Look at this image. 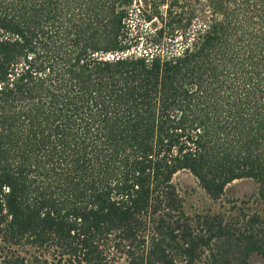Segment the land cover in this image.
<instances>
[{
    "label": "trees",
    "instance_id": "trees-1",
    "mask_svg": "<svg viewBox=\"0 0 264 264\" xmlns=\"http://www.w3.org/2000/svg\"><path fill=\"white\" fill-rule=\"evenodd\" d=\"M184 170L264 205V0H0V264H264Z\"/></svg>",
    "mask_w": 264,
    "mask_h": 264
},
{
    "label": "rangeland",
    "instance_id": "rangeland-1",
    "mask_svg": "<svg viewBox=\"0 0 264 264\" xmlns=\"http://www.w3.org/2000/svg\"><path fill=\"white\" fill-rule=\"evenodd\" d=\"M173 181L182 195L187 211L191 214L217 213L227 217L231 214L233 205L238 208L246 204L250 212L257 210L264 215V205L258 197V185L253 179L242 178L232 181L217 200L211 199L188 171L177 172ZM247 264H262L260 256L253 254Z\"/></svg>",
    "mask_w": 264,
    "mask_h": 264
}]
</instances>
